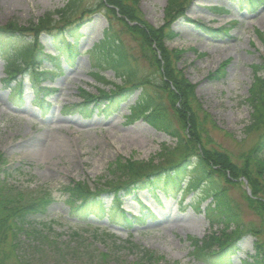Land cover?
Listing matches in <instances>:
<instances>
[{"label": "rangeland", "instance_id": "obj_1", "mask_svg": "<svg viewBox=\"0 0 264 264\" xmlns=\"http://www.w3.org/2000/svg\"><path fill=\"white\" fill-rule=\"evenodd\" d=\"M66 2L0 0V25L9 20L20 25L29 20L35 22L44 13L64 7ZM97 3L98 0H81L71 18L75 19L73 24L59 30L56 36L57 40L76 45L77 53L69 64L55 50L53 37L45 33L37 38L36 47L51 55L52 60L42 62L40 66L47 72L39 74L38 80H30L24 73V62L17 74L7 76L2 70L5 60L0 57V152L5 159L0 180L12 191L21 192L25 201L43 193L51 197L45 213L29 217L27 232L35 229L37 234L21 232L14 240L7 235L0 244V264H131L146 250L163 258L152 264H218L217 258L202 256L207 253L202 240L211 234L222 237V230L228 234L235 227L231 224L224 229L220 223L209 224L205 215L209 201L201 202L200 207L195 204L199 188H189L187 193L179 189L176 198L165 199L160 190L164 180L159 177L152 180L153 184L146 183V190L121 196L120 209L129 214H102L99 219L90 210L74 209L79 201L71 204L61 189L70 179L82 180L91 188L99 186L110 176L108 165L117 157L147 161L156 156L161 144L170 148L175 145V139L145 121L128 119L140 88L132 89L113 113L101 110L102 100L82 101L79 88L99 93L90 76V51L102 39L109 21L103 10H96ZM239 3L240 0H191L171 26L175 35L165 40L168 48L183 51L177 67L194 85L197 100L214 121L213 126L209 124L211 147L228 153L238 163L262 139V131L245 133L251 113L245 100L253 80L252 66L264 67V46L256 36V30L264 34V4L251 9ZM166 4L167 0H139L138 6L143 18L159 27ZM216 6H225L227 11L220 12ZM88 9L94 10L87 13ZM113 27L135 57L138 74L149 72L148 61L140 55L136 42L118 22L114 21ZM28 39L30 36L19 37L13 44L20 46ZM226 60L229 62L223 68V76H218ZM212 73L214 78L209 77ZM263 73L264 68L258 72ZM103 74L105 79L119 83L110 70ZM41 88L50 91L46 93ZM188 178L184 174L175 181L184 187ZM227 187L243 227H262L260 216L244 200L245 184ZM151 191L159 203L150 199ZM134 198L149 200V208L143 210L137 202H128ZM101 200L105 206L110 205L112 194L102 193ZM141 212L142 219L133 220L128 226L124 217ZM167 212H173L178 219L171 224L166 219L162 222L160 216ZM193 237L197 239L195 243ZM255 237L243 230L234 251L224 256L226 264L250 261ZM259 239L264 241V235H259ZM15 242L18 244L11 248ZM213 243L208 251H217L218 243Z\"/></svg>", "mask_w": 264, "mask_h": 264}, {"label": "trees", "instance_id": "obj_2", "mask_svg": "<svg viewBox=\"0 0 264 264\" xmlns=\"http://www.w3.org/2000/svg\"><path fill=\"white\" fill-rule=\"evenodd\" d=\"M189 1L167 0L164 22L161 26L155 27L143 18L138 6L139 0H98L96 10L104 11L109 24L103 31L102 39L91 48L93 60L91 76L102 87L108 86L109 91L97 88L99 93L94 95L80 89L82 100L97 101V103L102 100L101 110L113 113L132 89L140 88L141 91L130 110L128 119L144 120L157 131L175 139V145L170 148L164 143L161 144L156 156L147 161L117 157L108 165L110 176L103 179L99 186L91 188L82 180L70 179L63 185L62 190L67 194L71 204L79 201L74 209L82 207L98 215L107 208L100 199L104 192L111 193L114 202H119L121 192L142 188L145 182L151 181L152 177L160 174L172 178L169 182L163 183L166 192L169 186L178 190L180 186L179 182H176L177 179L188 174L185 188L187 190L199 188L196 206L199 207L201 201L210 199L205 208V215L210 225L220 223L224 229L231 224L235 227L228 234L222 230V237L209 235L207 239L202 240L203 248L209 249L213 246V242H217L220 249L218 255L214 257L228 254L229 251L233 252L236 240L241 237L244 230L245 233L256 235V240L253 243L254 254L251 255L250 261H244L242 264H264V241L259 239V235H264V73L258 74L264 67L258 64L252 66L253 80L245 100L251 108L245 133L262 131V139L241 156L240 163L234 162L228 153L210 145L212 137L209 124L213 126L214 121L197 100L194 85L177 67L183 51L170 49L165 45V40L175 35L170 28L171 24L183 15ZM80 2L81 0H67L64 7L48 11L35 22L29 20L26 25H20L13 20L0 25V56L5 60L3 70L8 76L15 74L22 62H24L23 70L29 75L30 80L32 78L38 80L39 74L46 73V70L39 71V66H35L40 64L41 58H48V55L42 54L35 47L37 37L43 33L53 35L56 51L68 64L73 61L77 53L76 45L64 39L57 40L56 36L58 30L73 24L75 19L71 20V18L79 9ZM260 4H264V0L240 2V5H246L251 9ZM93 10L88 9L86 12L91 13ZM114 21L118 22L124 32L136 42L140 55L148 61L149 72L138 74L137 65L134 64L135 57L122 42L118 30L113 27ZM57 24L62 26L59 28ZM224 30L227 31L226 28ZM207 31L220 32L221 29H207ZM27 36H30V39L25 44L20 46L13 44V42L17 44L16 39L19 37ZM256 36L264 46V35L257 31ZM228 62L229 60H226L221 64L218 76H223V68ZM29 69L31 72H28ZM107 70L112 71L113 77L120 82L106 80L103 72ZM214 76L215 74L212 73L209 77L214 78ZM4 163L5 159L0 152V172ZM242 181L246 182L250 190V195L244 192L246 204L262 220L263 226L256 227L259 229L250 225L243 227L239 210L228 194L227 185H236ZM50 200L49 194L43 193L25 201L21 192L12 191L11 187L0 180V244L7 235L14 240L19 232L27 231L26 226L30 224L29 217L44 213ZM192 239V243L197 241L194 237ZM16 243L18 244V242L11 243V248ZM202 254L205 257H212L208 251ZM160 259L163 258L146 250L131 264H152ZM218 262L223 264L225 260L221 259Z\"/></svg>", "mask_w": 264, "mask_h": 264}, {"label": "bare ground", "instance_id": "obj_3", "mask_svg": "<svg viewBox=\"0 0 264 264\" xmlns=\"http://www.w3.org/2000/svg\"><path fill=\"white\" fill-rule=\"evenodd\" d=\"M52 120H54V116H52ZM33 145H36L35 143ZM130 202V201H128ZM171 211V210H170ZM179 216H176L173 212H167L163 215L160 216V220H162V222L164 221V219H166L167 221H165L168 224L173 223L176 219H178Z\"/></svg>", "mask_w": 264, "mask_h": 264}]
</instances>
